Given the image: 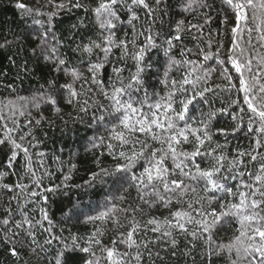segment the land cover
Wrapping results in <instances>:
<instances>
[{
    "label": "snow or ice",
    "instance_id": "1",
    "mask_svg": "<svg viewBox=\"0 0 264 264\" xmlns=\"http://www.w3.org/2000/svg\"><path fill=\"white\" fill-rule=\"evenodd\" d=\"M180 2L185 12L208 7L206 0ZM49 3L54 9L48 13L49 24L65 9L69 11L73 8L84 9L86 14L89 12L92 14L100 32L97 39H90L87 43L82 39L73 49L82 56L87 54L89 57L87 76L81 68L73 66L69 60L57 54L55 43L49 44L50 33L47 29L40 35L38 44L41 48L46 46L49 55L45 58L51 61L53 70L62 72L69 78L63 84H58L56 79L48 81L50 91L46 99L53 105L54 112L58 115L62 112L59 100L63 99L65 104L73 109L72 113H68L72 119L83 123L87 117L89 127L97 131L103 129L104 134L98 137L99 143H94L93 147H104L114 163L110 168L99 167L100 162L97 160L99 171L90 174V180L86 181L87 187L94 188L97 183L103 186L110 180L111 187L120 191L125 183H130L137 188L140 193L138 198L145 203L148 201L144 200L143 190L151 188L156 202L163 207L171 209L174 202L181 205L175 210H170L169 216L163 221L152 218L145 225H141L135 219V214L140 209L131 208L127 232L119 233V240L113 239L111 247L102 244L100 237L104 233L98 227L86 239L71 235L66 240L52 235L45 244L50 245L52 240H61L63 243V248L56 253L55 264H73L72 253L77 251L91 257L84 260L83 264H100L101 258L105 264H132L133 261L135 264H142L144 252H147L149 259L152 258L153 253L149 245L154 243L148 239L137 243L134 236L142 229L158 233L157 240L170 238L173 249L177 244L173 238L174 231L184 234L186 238L191 237L188 243L193 248L196 247L195 241H203L210 246L208 252L210 258L213 254L211 246L214 244L215 232L233 222L238 224L235 228L238 235H234L226 244L216 245V254L226 252L230 259L234 254L235 259H231V264L240 262L264 264V82L259 79L260 72L251 77L245 75L246 72H252V61L250 59L242 61L236 56L235 40L226 58L219 59L217 63L220 75L227 80L229 89L234 88L237 92V98L231 100V105L237 106L240 115L230 113L232 119L236 121L231 135L244 132L248 144L244 148L237 146L229 155L226 152L227 143L215 142L213 136L216 133L210 130V123L217 111H227L224 108L212 110L207 95L213 91L207 85L208 78L217 69H206L199 56L203 55L204 61H207L212 54L205 53L199 45L195 52L196 59L190 58L193 49L186 46L180 48V59H176L173 52L184 39L182 33L190 35L193 30L200 33L203 31L202 24L180 20L173 32L167 34L164 41L167 45L164 48V70L159 81L164 86V94L161 95L155 90L149 91L152 85L147 77L153 67L149 62V53L152 49L158 50L161 47L156 42V37L160 34L154 33L153 28L157 20L156 10L162 0H95L91 7L86 6L83 0L59 2L49 0ZM255 3L256 0H226L235 16V25L231 29L233 36L240 31L241 22L249 19L246 10L253 8ZM17 7L26 13L31 12V9L22 2H18ZM259 7L264 9V0H260ZM140 11L144 13L145 23L140 25L142 30L137 31L135 22L141 20ZM122 14L127 15L128 24L132 27L131 39L128 33H125L123 38L117 37ZM253 18L258 19L255 13ZM209 22L210 18L205 16L204 24ZM73 27L79 28L80 25ZM255 30H261L260 25H257ZM247 31L251 33L253 29L248 28ZM51 35L52 40L56 41L55 34ZM141 36L144 37V42L137 44ZM197 38L192 36L193 40ZM260 39L264 40V35H261ZM114 48L121 50L119 60L124 61L123 65L117 66L119 60L116 62L109 60ZM92 56L96 57L94 61L91 59ZM128 58L133 61L132 67H127ZM109 63L112 64L113 75L105 82L100 74ZM261 63H264V60ZM126 71L127 76L124 75ZM175 72H180L179 78L175 77ZM202 104H209V110L204 112L201 109L198 117L193 116V111L198 110L197 105ZM20 114L23 115V112ZM245 115L247 122H244ZM60 118L63 120L62 116ZM40 123L41 120L35 121L37 126ZM31 124L29 121L28 125L19 130L15 121L11 128L4 124L0 146H10L11 155L8 157L10 168L23 153L26 158V173L30 174L39 189L40 180L35 178L29 147L24 146L26 140L29 146H32L35 140ZM14 132H17L16 136L13 135ZM217 133L229 135L225 129H218ZM29 137L31 139H28ZM185 144L193 145L192 150H183L182 146ZM103 154L102 152L101 155ZM39 155L43 156V153ZM202 164L205 166L202 167ZM7 174L0 172V178ZM69 179L70 176L64 178L65 182ZM14 187L26 188L27 185H0V188L9 192L13 191ZM58 188L59 186L45 188L44 192L55 194ZM30 195L41 196L47 202L44 193L31 191ZM109 195L110 190L106 193L103 207L95 204L91 209H86L77 202L69 209L67 219L83 217V223L94 225L97 221L113 220L116 206L115 204L109 206ZM120 199L125 198L121 196ZM213 203H217L218 208L211 207ZM92 210H95V214H90ZM7 211L11 213V209ZM40 211L43 221H47L49 227L44 228L42 221L36 223L51 235L52 221L45 209L41 208ZM122 211L128 213L129 209ZM114 222L119 224L118 219ZM0 224L4 226L0 229L2 233L0 243L5 244L7 246L5 250L19 260L20 247L17 245L23 246L20 233L9 227V218H4ZM25 225H28L25 229L27 237L35 242L33 224L27 217L22 222H17L15 228L24 229ZM82 239L84 244L80 243ZM118 243L124 244L126 250L120 252L117 248ZM93 246L99 248L104 254L103 257L96 256ZM32 251L35 252L36 249ZM172 254L175 255V252ZM156 256H159L158 252Z\"/></svg>",
    "mask_w": 264,
    "mask_h": 264
},
{
    "label": "trees",
    "instance_id": "2",
    "mask_svg": "<svg viewBox=\"0 0 264 264\" xmlns=\"http://www.w3.org/2000/svg\"><path fill=\"white\" fill-rule=\"evenodd\" d=\"M24 3L31 12L26 13L17 7V3ZM59 2V0H57ZM86 6L91 7L95 4V0H83ZM208 7L198 8L193 12L183 11L180 0H162L159 8L156 10V23L153 28L154 33L160 35L156 37V42L161 47L152 49L149 53V62L153 65L148 74V80L152 87L149 91L155 90L161 95L164 94V86L160 83L163 75V66L165 64L164 43L167 34L172 33L176 24L180 20L186 23H200L203 25V31L197 33L195 30L190 35L183 34L184 39L180 45L173 50L175 58L180 59V48L186 46L193 49L191 59H196V48L199 45L205 53H211L209 60L204 61L203 55L199 56V60L203 62V66L207 68H216L217 71L212 72L208 78L207 85L213 89L207 93L212 110L221 108L227 109L225 112L217 111L216 116L210 123V130L216 133L213 140L220 144L227 143V154L231 155L232 149L237 146L244 148L248 144L244 132H237L231 135V130L235 126L236 121L232 119L230 113L239 114L236 105H231V100L237 98L236 89H229L227 80L220 75L217 61L226 58L229 50L233 48V40L237 47L235 48L236 56L242 61H252V72L245 73L247 77L256 75L260 72V81L264 82V9L259 7L260 0H256L255 6L246 10L249 19L241 22L240 31L233 36L231 29L235 25V16L233 9L226 4V0H206ZM52 4L49 0H0V135H2V126L7 124L9 128L13 127V121L16 122L17 130L24 128L31 121V130L35 136L32 146L28 141L24 142L25 147H29L32 168L35 171V178L40 180V188L38 189L33 182L30 174L26 173V158L23 153L13 162V167H9L8 157L11 155L10 146H0V172H7L0 178V185L8 184L15 186L17 184L27 185L26 188H13L9 192L0 188V221L9 218V227L13 231L20 233V240L23 246L20 247V259L12 257L5 250V244L0 243V264H55V256L58 250L63 248L61 240H52V243L45 244V241L51 239V236L63 237L66 240L71 235H77L87 238L95 228H100L104 233L100 237L102 244L111 247L113 239L119 240L118 234L126 233L129 227V219L131 217V208H139L136 212L135 219L141 225H145L149 219L156 218L163 221L169 216L170 210H175L181 205L175 202L171 205V209L163 207L156 202L155 194L151 188L144 189L145 203L140 200L137 188L130 183H125L120 191L112 188V182L109 180L103 186L97 185L94 188H88L86 181L90 180V174L93 171H99V167L110 168L113 165L111 157L107 155L104 147L94 148V143H99L98 137L103 135V129L99 131L88 126V118L85 122L72 119L68 113H72L73 109L66 105L63 99L59 100V106L62 112L58 115L53 110L46 95L50 91L48 81L56 79L58 84L65 83L69 78L62 72L53 70V64L45 57L49 55L45 48L38 47L39 37L47 29L50 33L49 44L55 43L57 54L69 60L73 66L81 68L85 76L87 54L81 55L79 52L73 51L77 44L83 41L95 40L99 37L100 32L95 24L92 14L85 13L84 9L73 8L70 11L65 9L52 19L49 24L48 13L53 11ZM255 13L258 19L253 18ZM141 20L136 23L137 31H141L140 25L145 23L143 11L139 12ZM205 16L210 18V22L204 24ZM227 19V23H225ZM73 25H80L74 28ZM260 25L261 30H255ZM248 28L253 31L249 33ZM132 27L128 24V17L122 14V21L117 31V37L123 38L128 33L129 38L132 37ZM51 33L55 34L56 41L52 40ZM192 36H197L196 40ZM74 41V42H73ZM211 41V44H209ZM144 42V37H139L137 44ZM221 45H223L221 47ZM131 51V46H129ZM122 55L121 50L114 48L113 54L109 57L111 62H116ZM91 59L94 61L95 56ZM124 61L119 60L117 66L123 65ZM133 61L127 59V67H132ZM134 70V69H133ZM175 77L179 78L180 72H175ZM101 78L107 82L112 77V64H106L105 69L101 72ZM127 76V71L124 73ZM235 83V80L233 81ZM217 85L219 87H217ZM102 99V97H101ZM209 104L197 105V111H193L192 115L198 117L199 110L207 112ZM23 112V115L20 113ZM75 115V113H73ZM63 117V120L60 117ZM43 117V119H41ZM36 120H41L40 125H35ZM67 121V123H65ZM244 122H247V115L244 116ZM218 129H225L229 135L217 133ZM14 136L17 132L13 133ZM28 139H31L29 137ZM159 147V145H156ZM193 145L185 144L183 150L191 151ZM104 153L101 155V153ZM43 153V156L39 155ZM199 159V158H198ZM99 160V167L97 166ZM170 163V162H169ZM75 166V167H73ZM202 167L205 165L202 164ZM65 176L70 179L65 182ZM59 186L57 192L45 193V188H53ZM117 187H120L117 185ZM109 206L115 204L116 211L113 220L105 222L97 221L93 223H83V217L77 219H67L69 209L79 202L86 209H91L92 205L99 204L103 207L106 193L109 192ZM31 191H39L47 196V202L41 196L33 197ZM123 196L125 199L121 200ZM115 198V199H113ZM191 198V197H188ZM186 207V205H184ZM211 207L218 208L217 203H213ZM47 211L52 221V232L44 231L36 223L42 221L44 228L49 227L47 221H43L40 209ZM11 209V213H8ZM123 209H129L128 213ZM90 214H95L92 210ZM27 217L32 221V231L35 233V242L27 237L25 229H16L15 224L22 222ZM118 219L117 225L114 220ZM122 225V226H121ZM4 226L0 224V229ZM238 224L235 222L225 225L222 229L215 232L213 236L214 244L211 246L212 255L209 258L208 252L210 246L203 241H195L196 247L193 248L188 241L191 237H185L184 234L173 232V238L176 240V248L173 249L170 244V238L157 240L158 233L150 230L142 229L134 236L139 243L143 239L154 241L149 245L153 256L148 258L147 252H144L142 264H231V259H235L233 254L231 259L224 252L216 254V245L228 243L234 235L235 228ZM2 234V233H0ZM11 235V233H9ZM70 242V240H68ZM84 244V239L80 241ZM87 246V245H85ZM120 252L126 250L124 244H117ZM32 249H36L35 252ZM97 257H103V253L99 251L97 246H93ZM133 252L135 249L132 250ZM159 256H156V253ZM175 252V255L172 253ZM190 254H185L189 253ZM73 264H83V261L91 258L89 254L82 252L72 253ZM100 264H105L101 258ZM132 264H135L133 261ZM246 264V262H240Z\"/></svg>",
    "mask_w": 264,
    "mask_h": 264
}]
</instances>
